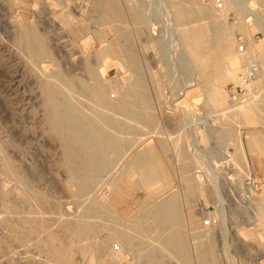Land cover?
Masks as SVG:
<instances>
[{
    "label": "rangeland",
    "instance_id": "1",
    "mask_svg": "<svg viewBox=\"0 0 264 264\" xmlns=\"http://www.w3.org/2000/svg\"><path fill=\"white\" fill-rule=\"evenodd\" d=\"M121 1L122 3L135 2L133 0ZM140 1L144 4L147 3L146 5L151 12H153L152 9L155 10L152 15V24L159 41H162V47L165 45L163 49L158 51L159 56H156L151 49L152 47L147 50L144 49L146 50L144 52L143 44L145 45V43H141L139 39L135 40V48L139 51H137V55L140 57L141 72L148 90L152 94L150 95L152 110L150 113L145 112V114L154 117L155 125H158L149 129L144 128L143 133L141 132V138L154 141L156 137L163 136V140L167 141L166 147L169 149L164 150L165 155L168 156H165V160L173 162L176 161V156L171 150L175 149V145H191L190 148L193 149L192 134L195 128H198L196 130L199 132L200 128L205 127L206 129L212 124L213 127L211 126V128L216 126L214 123L220 114V108L209 104L211 99L216 103H224L230 106L232 103L234 105L246 101L248 96L240 99L241 101H233L230 90L236 86L237 80L228 76L226 65L220 59H214L208 63L207 73H203L204 77H202L201 72L198 73L199 70L194 68L191 57L176 36L178 35L176 28L169 25L170 22L167 17L170 14L167 10L169 8L168 0ZM259 1L234 0L235 5H232L222 16L224 28L237 39L235 44L237 53H239V43L242 41L247 43L249 39L257 44L255 52L258 55L264 52V20L259 13L262 6ZM93 2L94 0H0V264H53L41 247L37 245L39 244L37 241L40 239H43V242L46 240L56 247L63 246V251L68 252L63 260L66 264H114L111 256L96 249L100 238L110 234L109 229H107L110 222H101L94 217L95 215L86 210L84 208L85 199L97 196L105 210L115 212L113 214L121 219H135L138 212L140 213L143 209L148 194L153 191L155 183L143 186L138 184L137 176L133 172H127L121 179L115 181L110 177L111 175L102 177L89 195L83 197L82 194L77 193L74 176L70 168L65 165L63 144L46 123L42 66L46 65L45 75L61 70L60 72L67 76L74 75V77L86 78L85 69L80 61L81 55L78 53L82 54L81 51L84 50L82 42L87 39L88 36L86 35L89 31L85 29L73 34L68 29V25L70 26L68 22L71 18L72 21L76 20L73 22L74 24L81 25L82 23L81 26L87 25L92 31L96 25L93 21L96 16L95 11L92 10ZM197 2L201 5H209L215 3V0H197ZM70 13H73V16L68 17L67 15ZM64 17L67 20L64 21ZM241 23L247 32L236 27ZM253 23L254 30L249 27ZM29 26L34 28L37 36L40 35L38 36L40 39H44L47 49L49 48L48 50L52 52L53 59L31 60L29 53L22 44L24 28ZM109 36L111 37L112 33H109ZM141 39V41L145 40L144 37ZM159 57L163 59L161 60ZM242 65L245 69L247 62L243 60ZM164 67L171 71H169L168 77L161 79L163 82L160 80L163 83L161 94L162 90L160 93L156 90L154 76L150 75L151 72L153 75ZM257 67L258 79L260 78L261 81L258 82L257 80L256 82L255 95L264 87V66L257 63ZM120 71L122 70L119 67L110 66L106 70L105 80L110 81L119 78L124 74L123 71ZM191 89L196 90L197 100L187 99L185 103L180 102L185 97L180 95L181 97L178 98L177 93L182 94L184 90ZM81 100L85 108L87 102L84 99ZM160 103L167 105L164 106L165 110L161 108L163 104L160 106ZM157 121L161 122L158 124ZM230 124V127L235 130L238 136L243 138L245 143H243L241 160L233 164L235 167L232 163L226 166L224 164L226 157L229 153L236 152V143L229 141L225 144L214 131L206 134L205 139L201 138L198 133L197 139L200 143H197L196 161L199 163L202 161L201 167L197 168L198 172L205 180L208 178L206 177L207 173H211L219 167L221 173L218 176L222 187L219 196L207 197L208 202L205 201V207H201L200 202H197L198 199H195L196 201L192 199L198 198L195 192L190 194L189 200H194L193 209L196 210V217L200 223L203 224V221L209 217L215 221V225L206 226L216 246L213 253L214 262L212 261V263L264 264V155L257 150L252 140L253 137H256L260 145L264 147V129L263 125L257 123L250 125L247 123H228V126ZM225 125L220 124L219 126L228 127L227 124ZM154 131L159 132L155 133ZM177 135L179 136L177 137ZM184 135L187 139L184 138ZM222 161L225 166H221ZM248 161L251 162L252 167L246 172ZM243 167L244 169H242ZM201 168L206 169L205 172L203 170L204 173ZM227 168H232V170L227 171ZM176 177H172L170 192L164 193L161 198L177 192L179 193V206L184 209L188 199H184L186 192L183 190V183ZM112 185L116 194L113 199H110L109 194ZM215 196L218 198L216 199ZM84 213H87L86 221L93 223L96 232L93 236L84 237H75L69 234L65 225L76 220L79 214ZM30 230L35 231V236L28 235ZM188 232V234L192 233L191 230ZM255 232H258L257 235ZM189 236L190 243L199 241L192 239L191 235ZM118 241L117 239L111 241L114 248H116ZM192 247L193 244H191ZM133 258V252L127 251V254L121 256L119 264H139ZM192 258L183 264H197L194 260V254H192ZM164 262L166 264H178L169 256H165Z\"/></svg>",
    "mask_w": 264,
    "mask_h": 264
},
{
    "label": "bare ground",
    "instance_id": "2",
    "mask_svg": "<svg viewBox=\"0 0 264 264\" xmlns=\"http://www.w3.org/2000/svg\"><path fill=\"white\" fill-rule=\"evenodd\" d=\"M133 2L122 3L121 0H94L92 10L96 13L93 19L96 25L94 26V23H92L94 26L92 31L87 25L81 26L82 23L81 25H76L73 23L76 20L72 21L71 18L69 19L68 23H70V26L68 25V29L73 34H77L79 31L82 32L85 29L89 31L86 35L88 36L87 39L82 42L84 50L81 51L82 54L78 53V55H81L80 61L85 69L86 78L74 77V75L67 76L60 72L61 70L53 71L50 75H45L46 65L42 66L46 123L52 133L63 144L65 165L70 168L74 176V185L77 193L82 194L83 197L89 195L96 183L106 175H111L110 177L115 181L121 179L127 172H133L137 176L138 184L144 186L155 183L153 191L148 194L147 201L143 204V209L140 213L138 212V216L135 219H121L113 214L115 212L112 213L109 210H105V207L101 205L102 202L98 201L97 196L85 199L86 204L84 208L86 210L95 215L94 217L98 218L101 222H110V226H107L110 234L108 233L109 235L107 234V236L100 238L101 240L97 243L96 248L98 251L111 256L114 264H119L121 256L125 253L127 254V251L133 252V259H136L139 264H166L164 262L165 256H169V258L175 260L178 264H183L193 259L192 254H194V260L197 264H214L212 261L214 259V248L216 247L215 241L209 234L208 227L200 223V220L196 217L193 201L198 199L197 202L199 201L202 206L199 205L205 207V201L208 202L207 197L220 195L222 185L220 184L218 174L221 173V170H219V167L214 168V171L207 173V179L204 180L201 177L197 168L201 167L202 161L200 163L196 161L197 143H200L197 139V134L199 133L201 138L205 139L206 134L213 133L214 131L225 144L229 141L236 143V152L228 154L224 162L226 166H229L231 163L232 165L236 164L241 160L244 140L230 127L231 124L228 126V123H247L249 125L257 123L258 125H263L264 129V87L255 95L256 82L257 80L258 82L261 81L260 78L258 79L257 63L264 66V52L258 55L255 52L257 44L253 43L250 39L246 43L247 52L239 54L235 50L237 39L226 31L222 23V16L232 5H235L234 0H223L221 9L216 8L215 3L201 5L197 0H168L169 8L167 10L170 14L167 17L170 22L169 25L172 28H176L175 30L178 33L176 36L180 40L179 42H181V45L191 57L194 68L199 70V74L200 72L202 73V77H204L203 73H207L208 63L214 59H220L226 65L228 76L237 80V84L243 80L250 65L256 66L257 71L249 84L246 93L248 96L247 100L234 105L232 103V105L228 106L224 103H216V101L211 99L209 104L211 103L220 108V114L216 123L213 122L216 126L211 128V126L213 127L212 124L209 126L210 128L208 126L206 129L205 127L200 128L199 132L196 130L198 128L193 129L194 133L191 131L194 139L192 142L193 149L192 147L190 148L191 145H175V149L170 150L174 152L176 161L167 162L165 160V156L167 155L164 153V150L167 148V141L163 140V136L159 137L157 135L158 137L154 141L148 138H141L144 128L149 129L158 125H155L156 120L154 117H149L150 115L148 116L147 114L146 116L145 114V112L150 113L152 110L150 99V95L152 94L149 92L150 90H148L141 72L140 57L137 55L138 50L135 48V40L139 39L141 43H145V45L143 44V50L152 47L151 49H153V53L156 56L158 55V51L161 48L163 49L165 45L162 47V41H159L152 24V15L155 10L152 9L153 12H151L148 5H146L147 3L144 4L140 0H133ZM259 2L263 6L260 7L259 13L264 20V0H260ZM72 14L70 13L67 16H73ZM91 16L93 15L91 14ZM65 20L67 19L64 17ZM79 20L81 21V19ZM243 26V23H241L236 27L246 31ZM249 27L254 30V23ZM23 32L24 40L22 44L29 53L31 60L42 61L43 58L53 59L51 50L47 49L44 39H40L38 37L40 35H36L33 27H25ZM109 33H112L111 37H108ZM142 37L145 40L141 41ZM78 46L80 45L78 44ZM160 59L162 60L163 58ZM243 60L247 62V66L244 65L245 69L242 65ZM110 66L119 67L124 74L110 81L105 80L106 70ZM169 71L171 70L164 67L161 71L153 73V75L151 72L150 76H154L153 79L156 80V90L158 93L162 90V94L163 81L161 79L166 76L168 77ZM151 83L153 84V82ZM180 95L185 97L180 100L183 103L187 102V99L197 100L196 90L193 89L184 90L182 94L177 93L178 98L181 97ZM81 99L87 102L85 108ZM162 104L160 103V106L162 105L161 108L165 110L164 106L166 104ZM220 124L224 126L227 124L231 129L219 126ZM184 138L187 139L185 135ZM252 140L257 150L264 155L263 145H260L256 137H253ZM139 146L141 147L138 148ZM222 163L223 161L221 162V166L223 165ZM233 166L235 167V165ZM250 167H252V164L248 161L247 170L245 168L246 172L250 170ZM203 170L205 172L206 169H202V172ZM226 170L230 171L232 168H227ZM173 176H177L183 183V190L186 192V198L184 199H188L184 209L179 206V193L177 192L170 193L161 198L164 193L170 190ZM113 187L112 185L110 188V199H113L116 194ZM193 192L196 193L195 195L198 198H192L194 200L191 201L189 200V196ZM218 196H215L216 199ZM86 215L87 213L79 214L76 220L66 224V231L68 230L69 234L75 237L93 236L96 232L95 227H93V223L86 221ZM189 230H191V234H188ZM28 235L35 236V231L30 230ZM189 235H191L192 239H198L199 241L190 243ZM113 239L119 240L116 248L111 244ZM37 242L39 243L37 245L49 257L50 262L53 264H66L63 260L68 252L63 251V246H53L46 240L43 242V239ZM191 244H193L192 248Z\"/></svg>",
    "mask_w": 264,
    "mask_h": 264
},
{
    "label": "built area",
    "instance_id": "3",
    "mask_svg": "<svg viewBox=\"0 0 264 264\" xmlns=\"http://www.w3.org/2000/svg\"><path fill=\"white\" fill-rule=\"evenodd\" d=\"M215 6H216V8L221 9L223 6L222 0H215ZM238 52L239 53L247 52V44L244 41L239 43ZM248 69L249 70L246 72L243 80L240 81L238 84H236V86H234L230 90V95H232V99L234 102L241 101L240 99H242L243 97H247L246 93L248 91L249 84L252 81V79L254 78L256 71H257L256 66H254V65H250V67ZM203 224L205 226L209 227V226L215 225V221H214V219L209 217L203 221Z\"/></svg>",
    "mask_w": 264,
    "mask_h": 264
}]
</instances>
